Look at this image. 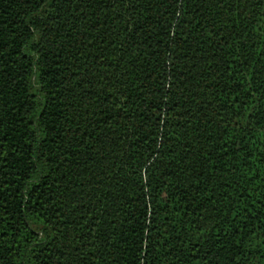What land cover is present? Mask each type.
<instances>
[{
	"label": "trees",
	"instance_id": "obj_1",
	"mask_svg": "<svg viewBox=\"0 0 264 264\" xmlns=\"http://www.w3.org/2000/svg\"><path fill=\"white\" fill-rule=\"evenodd\" d=\"M0 264H264V0H0Z\"/></svg>",
	"mask_w": 264,
	"mask_h": 264
}]
</instances>
